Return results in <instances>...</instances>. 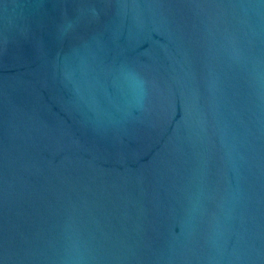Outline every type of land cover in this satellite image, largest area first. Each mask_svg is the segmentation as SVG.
Returning a JSON list of instances; mask_svg holds the SVG:
<instances>
[{"label":"water","instance_id":"95a60500","mask_svg":"<svg viewBox=\"0 0 264 264\" xmlns=\"http://www.w3.org/2000/svg\"><path fill=\"white\" fill-rule=\"evenodd\" d=\"M0 264H264V0H0Z\"/></svg>","mask_w":264,"mask_h":264}]
</instances>
